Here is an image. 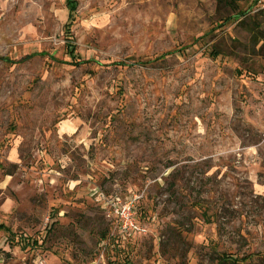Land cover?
Instances as JSON below:
<instances>
[{
	"label": "rangeland",
	"instance_id": "rangeland-1",
	"mask_svg": "<svg viewBox=\"0 0 264 264\" xmlns=\"http://www.w3.org/2000/svg\"><path fill=\"white\" fill-rule=\"evenodd\" d=\"M76 1L0 0V264H264L260 5Z\"/></svg>",
	"mask_w": 264,
	"mask_h": 264
},
{
	"label": "trees",
	"instance_id": "trees-1",
	"mask_svg": "<svg viewBox=\"0 0 264 264\" xmlns=\"http://www.w3.org/2000/svg\"><path fill=\"white\" fill-rule=\"evenodd\" d=\"M218 6H227L231 10V14L233 15L231 19H236V18H242L246 15V13H242L239 11V3L242 0H216ZM67 2V9H68V22L65 25L66 28V38H67V45H66V51L68 56L72 60V64L74 65H79L81 64L80 61H78V55H76V48L74 44V39L71 35L70 28L73 24V21L75 20V14L77 12V1L76 0H66ZM259 12V11H258ZM252 20L254 21L253 29H252V34L253 38L255 39V42H262V45L259 50V55L263 58L264 60V22L258 21V17H253ZM171 53H166L164 54L161 58H164L165 56L169 55ZM32 57V56H30ZM4 61H8V59H4ZM79 62V63H78ZM3 228V227H1ZM249 258H233L230 256H227L225 254H222L218 257V263L217 264H241L242 261H246Z\"/></svg>",
	"mask_w": 264,
	"mask_h": 264
},
{
	"label": "built area",
	"instance_id": "built-area-1",
	"mask_svg": "<svg viewBox=\"0 0 264 264\" xmlns=\"http://www.w3.org/2000/svg\"><path fill=\"white\" fill-rule=\"evenodd\" d=\"M260 5L259 10L264 11V0H256ZM110 206L114 209L116 218L118 219V229L124 237L141 235L144 232L134 218L133 206L131 204H120L109 202ZM37 264H44L43 262Z\"/></svg>",
	"mask_w": 264,
	"mask_h": 264
}]
</instances>
